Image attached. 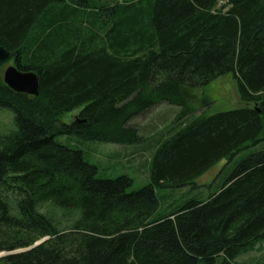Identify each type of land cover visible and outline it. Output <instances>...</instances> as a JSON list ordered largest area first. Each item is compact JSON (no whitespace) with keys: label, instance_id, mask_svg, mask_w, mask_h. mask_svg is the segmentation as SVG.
I'll return each instance as SVG.
<instances>
[{"label":"trees","instance_id":"16d2710c","mask_svg":"<svg viewBox=\"0 0 264 264\" xmlns=\"http://www.w3.org/2000/svg\"><path fill=\"white\" fill-rule=\"evenodd\" d=\"M0 47L40 78L33 97L0 75L15 125L0 139V254L23 251L0 264H233L264 241V0H0ZM226 76L242 106L195 115L198 92ZM163 103L182 114L139 190L57 139L146 150L158 125L133 122ZM259 147L217 192L162 213L160 189Z\"/></svg>","mask_w":264,"mask_h":264},{"label":"rangeland","instance_id":"374dc122","mask_svg":"<svg viewBox=\"0 0 264 264\" xmlns=\"http://www.w3.org/2000/svg\"><path fill=\"white\" fill-rule=\"evenodd\" d=\"M9 66H13L11 61L6 62L1 67L0 75L2 77ZM206 91L207 93H204V97L201 91H199L197 94L198 100L191 104L196 109L195 115L203 113L213 115L218 112H224L242 106L238 97L236 84L230 76L222 77L215 81L206 89ZM204 101H208V107H204ZM167 111L172 114L173 119H167L163 123H159V117L169 113ZM180 111L182 114V110L178 106L163 103L157 105L151 112L145 114L143 118L133 122L135 126H141L144 129L151 124L158 125L156 131L152 134L149 133L146 135L147 140L144 145L146 152L144 154L145 156L141 159H137V157L135 158L134 156L132 158L135 159L132 160L130 150H125L126 147L114 143L83 142L78 138L69 136H58L57 139L72 148L82 150L85 153L86 160L99 168V178L115 179L121 175H127L133 178L135 182L133 187L129 190L130 192H133L149 184L151 159L157 151L156 141L161 139L162 134H166L174 127L176 124L174 123L175 118ZM77 114L78 112L65 114L62 117V121L69 123L77 117ZM181 121H183V119ZM14 129V114L10 110L0 109V139ZM174 133L175 129L170 135ZM155 143L156 145L154 146ZM259 149L260 147L257 149L249 148L241 152L230 162L222 161L218 163L212 171L198 180L194 186L176 189H160L158 194L162 199V213H166L171 208H177L187 200L195 198L206 199L208 196L217 192L235 165L249 154L257 152ZM58 214H60L59 219L62 220L63 223L68 221V216L62 215L61 212H58ZM215 264H223V258L219 257ZM233 264H264V241L258 243L252 250L238 256Z\"/></svg>","mask_w":264,"mask_h":264},{"label":"water","instance_id":"95a60500","mask_svg":"<svg viewBox=\"0 0 264 264\" xmlns=\"http://www.w3.org/2000/svg\"><path fill=\"white\" fill-rule=\"evenodd\" d=\"M11 53L5 48L0 47V64L9 61ZM3 81L14 92L27 94L29 96L38 97L40 93V78L35 72H21L15 65L9 66L3 75ZM45 240L36 243L30 250L43 243ZM26 251V250H24ZM23 251H16L13 253H1L0 259L15 253Z\"/></svg>","mask_w":264,"mask_h":264},{"label":"crops","instance_id":"0c3cea01","mask_svg":"<svg viewBox=\"0 0 264 264\" xmlns=\"http://www.w3.org/2000/svg\"><path fill=\"white\" fill-rule=\"evenodd\" d=\"M167 112H169V111H167ZM125 150H130L131 151V159L133 160V159H135L136 157H137V159H141L143 156H145L144 154H145V152H146V150H144V149H141L140 147H130V148H125ZM135 156V158H132V157H134Z\"/></svg>","mask_w":264,"mask_h":264},{"label":"flooded vegetation","instance_id":"af4514ba","mask_svg":"<svg viewBox=\"0 0 264 264\" xmlns=\"http://www.w3.org/2000/svg\"><path fill=\"white\" fill-rule=\"evenodd\" d=\"M74 119H75V118H74ZM74 119H73V120H74ZM71 122H72V121H70L69 123H71Z\"/></svg>","mask_w":264,"mask_h":264}]
</instances>
